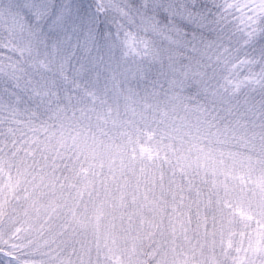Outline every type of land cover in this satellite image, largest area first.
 Returning <instances> with one entry per match:
<instances>
[{"label":"snow or ice","instance_id":"snow-or-ice-1","mask_svg":"<svg viewBox=\"0 0 264 264\" xmlns=\"http://www.w3.org/2000/svg\"><path fill=\"white\" fill-rule=\"evenodd\" d=\"M17 158L7 192L40 223L0 231V264H119L101 223L157 206V171L206 236L257 217L198 264H264V0H0V173Z\"/></svg>","mask_w":264,"mask_h":264},{"label":"rangeland","instance_id":"rangeland-1","mask_svg":"<svg viewBox=\"0 0 264 264\" xmlns=\"http://www.w3.org/2000/svg\"><path fill=\"white\" fill-rule=\"evenodd\" d=\"M31 163V161H28ZM21 165V158L11 161H5L3 171L0 173V187L5 190L0 194V198L8 200L7 215L3 218V223L0 224V231H12L13 227L21 229L28 227L31 224L33 227H39V221L36 219L35 213L25 215V203L23 200L17 201L13 196L7 192L6 185L9 177H15L17 168ZM159 172L157 171V185L154 193H149L150 200H157L158 204L155 207H144L142 212L138 208H128L124 210V220H120V211L110 212L107 219L101 223V234L105 232L109 235V245L112 248L113 258L119 264H130L129 253L135 245L136 253L140 256L141 260L148 261L150 257L147 253L152 252L157 247V244L163 246L168 250L169 257L174 258L179 256L183 259L185 256L192 257L195 254L196 259L192 260V264H198L203 257H216L221 258L225 248H227L230 238L233 241V247L239 245L241 235L246 237L248 232H251L256 227V219L253 212L249 211L248 215L253 216L251 228H246L245 223L239 216H236L234 222L224 233L223 237L217 232L215 237L205 235V227L203 225V210L197 211L196 205L193 202L194 197L185 192L183 205L180 204V196L177 195L176 200L173 201L172 193L167 189V179H165V189L162 190L159 185ZM135 184V180H133ZM143 194H141V199ZM250 196H244L239 189L233 196V207H243L245 210L248 208ZM241 200L243 204L241 205ZM254 203V202H253ZM139 213V214H133ZM209 213V217H210ZM115 216V221L112 220ZM131 216V219H129ZM193 216V217H192ZM199 218V221H198ZM183 221V227H180V221ZM13 221L16 223L13 225ZM58 221L50 222L51 226H55ZM176 225V232L173 233V224ZM199 223V226H198ZM114 224V227H113ZM211 231V230H209ZM151 233V235H149ZM21 235H27L24 232ZM32 237L35 233L31 234ZM113 238L115 243H113ZM82 240L92 239L94 237L91 233L82 234ZM95 257V249L92 253Z\"/></svg>","mask_w":264,"mask_h":264},{"label":"trees","instance_id":"trees-1","mask_svg":"<svg viewBox=\"0 0 264 264\" xmlns=\"http://www.w3.org/2000/svg\"><path fill=\"white\" fill-rule=\"evenodd\" d=\"M193 217V216H192Z\"/></svg>","mask_w":264,"mask_h":264}]
</instances>
